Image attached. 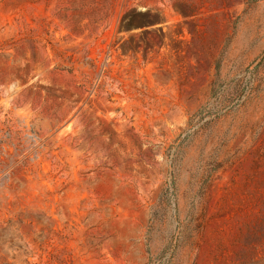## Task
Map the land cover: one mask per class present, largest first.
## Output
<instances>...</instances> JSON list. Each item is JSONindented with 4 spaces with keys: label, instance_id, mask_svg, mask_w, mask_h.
<instances>
[{
    "label": "rangeland",
    "instance_id": "rangeland-1",
    "mask_svg": "<svg viewBox=\"0 0 264 264\" xmlns=\"http://www.w3.org/2000/svg\"><path fill=\"white\" fill-rule=\"evenodd\" d=\"M0 264H264V0H0Z\"/></svg>",
    "mask_w": 264,
    "mask_h": 264
}]
</instances>
